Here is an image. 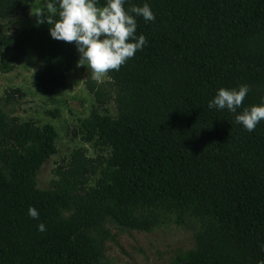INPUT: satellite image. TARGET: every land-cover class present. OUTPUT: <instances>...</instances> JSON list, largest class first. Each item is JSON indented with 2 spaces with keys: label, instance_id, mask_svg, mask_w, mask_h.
I'll use <instances>...</instances> for the list:
<instances>
[{
  "label": "trees",
  "instance_id": "1",
  "mask_svg": "<svg viewBox=\"0 0 264 264\" xmlns=\"http://www.w3.org/2000/svg\"><path fill=\"white\" fill-rule=\"evenodd\" d=\"M45 1L54 23L58 0ZM144 3L155 15L136 18L145 46L105 82L85 80L94 103L79 123L94 156L75 148L39 188L56 130L0 108V264H94L93 231L108 222L147 232L191 228L193 246L174 264H264V120L252 131L235 122L264 97V0L123 6ZM29 8V0H0V20L27 17ZM51 26L9 34L0 23V73L31 53L42 66L34 85L47 95L63 87L78 52L74 42L52 39ZM241 84L250 90L236 113L207 107L217 89Z\"/></svg>",
  "mask_w": 264,
  "mask_h": 264
},
{
  "label": "rangeland",
  "instance_id": "2",
  "mask_svg": "<svg viewBox=\"0 0 264 264\" xmlns=\"http://www.w3.org/2000/svg\"><path fill=\"white\" fill-rule=\"evenodd\" d=\"M29 5L27 17L19 14L0 20L5 32L12 34L15 29L36 25L38 19L48 18L53 11L52 5L45 0H29ZM36 12L42 13L38 17ZM41 67V62L28 53L13 71L0 73V108L20 120H32L38 125L50 124L56 130L57 152L43 163L37 176L38 187L46 189L54 168L65 163L72 150L84 147L88 156L95 155L93 147L83 140L84 132L79 123L80 118L89 114L94 99L85 85L88 74L93 78L86 65L77 67L76 64L69 72L65 85L51 95L45 94L33 83ZM106 80L105 74L96 81ZM11 89H18L20 94L10 97ZM109 111L115 114L113 105L109 106ZM93 234L98 246L94 264H174L193 246L192 229L174 225L147 232L108 222L101 230H94Z\"/></svg>",
  "mask_w": 264,
  "mask_h": 264
},
{
  "label": "clouds",
  "instance_id": "3",
  "mask_svg": "<svg viewBox=\"0 0 264 264\" xmlns=\"http://www.w3.org/2000/svg\"><path fill=\"white\" fill-rule=\"evenodd\" d=\"M124 4L125 0H106L101 6L97 0H58L59 19L53 23L46 17L38 19L37 23L52 24L48 29L52 39L74 42L79 53L77 67L86 65L92 77L99 80L110 70L118 71L147 43L143 34L136 33V18H143L145 22L155 20L147 3L133 4L127 9ZM41 13L36 12V15L39 17ZM249 90L247 84L230 89L221 87L207 107L236 113ZM261 120H264V97L259 104L245 107L235 115V122L247 131H252ZM27 215L36 219L39 213L30 206ZM37 230L45 231L44 223H38Z\"/></svg>",
  "mask_w": 264,
  "mask_h": 264
}]
</instances>
